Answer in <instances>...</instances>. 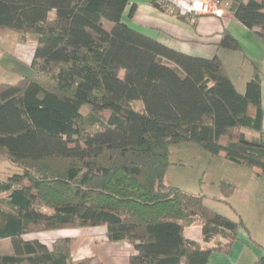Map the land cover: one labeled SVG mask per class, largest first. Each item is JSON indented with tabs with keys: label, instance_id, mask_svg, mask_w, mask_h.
<instances>
[{
	"label": "trees",
	"instance_id": "trees-1",
	"mask_svg": "<svg viewBox=\"0 0 264 264\" xmlns=\"http://www.w3.org/2000/svg\"><path fill=\"white\" fill-rule=\"evenodd\" d=\"M217 1L264 41V0ZM127 4L0 0V30L37 41L33 76L0 83V157L20 170L0 181V239L13 247L0 264H99L73 262L68 238L51 248L21 240L98 226L110 242L133 247L128 264H209L243 227L164 177L170 147L182 144L264 176L259 71L239 93L218 56H188L127 26ZM217 47L242 53L226 31ZM192 226L202 244L184 236Z\"/></svg>",
	"mask_w": 264,
	"mask_h": 264
},
{
	"label": "crops",
	"instance_id": "crops-1",
	"mask_svg": "<svg viewBox=\"0 0 264 264\" xmlns=\"http://www.w3.org/2000/svg\"><path fill=\"white\" fill-rule=\"evenodd\" d=\"M132 6L135 7V11L129 18L128 13ZM217 10L221 12L220 16L206 14L197 17L194 22H189L187 19H180L159 10L150 0H128L123 13V22L131 29L171 50L204 59L218 56L239 93L244 92L246 83L253 77L254 71L258 70L261 78V107L264 114V41L235 20L227 11L226 4L219 5ZM224 31L239 42L242 53L218 49L217 45ZM36 44V38L32 36L23 37L19 33L0 30V77L2 78L5 73L10 74L11 81L8 82L10 84H15L21 78H31L33 76L31 62ZM262 129L264 131V116ZM217 158L223 161L224 165L231 167L232 163L226 161L223 154ZM15 173L18 171H8L0 181H6ZM259 176L258 169H253L248 175L250 180H256L255 183L257 179L264 178ZM233 196L227 200V203H223V197L218 196L212 199L211 205L203 199V204L209 210L234 222L240 219L243 223V227H239L236 232L229 252H212L209 256V264H255L264 256L262 202H251L249 207L246 206L245 214L251 213V218L247 219L244 213L241 215L242 209L235 205V202H240L238 196L235 200ZM184 236L202 244V232L199 226L185 228ZM63 238L72 240L70 254L73 262L91 258L93 262L99 264H128L129 257L135 253L133 247L126 242H110L103 226L44 230L21 236L24 242L37 241L47 248H51L56 240ZM12 254V239L9 237L0 239V255Z\"/></svg>",
	"mask_w": 264,
	"mask_h": 264
},
{
	"label": "rangeland",
	"instance_id": "rangeland-1",
	"mask_svg": "<svg viewBox=\"0 0 264 264\" xmlns=\"http://www.w3.org/2000/svg\"><path fill=\"white\" fill-rule=\"evenodd\" d=\"M0 81L1 83L11 81L10 74L5 73L2 78L0 77ZM135 108L141 109L142 104L137 102ZM86 111L87 109L83 108V112L86 113ZM244 132L249 137L255 136L253 132ZM226 141V137H222L219 142L224 144ZM169 150L170 165L165 172V184L176 186L192 195L202 196L209 205H211L210 202H213L212 199L218 196L227 194L231 198L234 195V200L238 196L240 202H235V205L242 209L241 215L244 213V217L247 219L251 218V213L245 214L244 211L251 202H262L264 206V178L257 179V183H255L256 180H250L248 175L253 169L235 164L228 167L219 158L209 156L201 147L194 144L175 145L171 146ZM16 168L0 157V178L11 170L20 172Z\"/></svg>",
	"mask_w": 264,
	"mask_h": 264
},
{
	"label": "built area",
	"instance_id": "built-area-1",
	"mask_svg": "<svg viewBox=\"0 0 264 264\" xmlns=\"http://www.w3.org/2000/svg\"><path fill=\"white\" fill-rule=\"evenodd\" d=\"M169 14L183 17L189 22H194L197 17L206 14L220 16L217 7L220 5L217 0H150Z\"/></svg>",
	"mask_w": 264,
	"mask_h": 264
}]
</instances>
